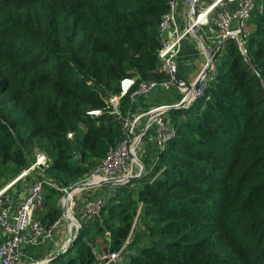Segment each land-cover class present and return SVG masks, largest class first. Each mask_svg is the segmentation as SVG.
I'll return each instance as SVG.
<instances>
[{"label": "trees", "instance_id": "obj_1", "mask_svg": "<svg viewBox=\"0 0 264 264\" xmlns=\"http://www.w3.org/2000/svg\"><path fill=\"white\" fill-rule=\"evenodd\" d=\"M170 2L0 0V190L36 151L49 158L45 177L73 185L124 138L135 100L120 99L121 116L109 98L126 77L166 79ZM244 48L220 44L203 93L169 112L176 134L153 168L106 192L100 215L49 264H96L99 239L100 250L125 247L128 264H264V0ZM61 196L45 186V225L61 216Z\"/></svg>", "mask_w": 264, "mask_h": 264}, {"label": "built area", "instance_id": "obj_2", "mask_svg": "<svg viewBox=\"0 0 264 264\" xmlns=\"http://www.w3.org/2000/svg\"><path fill=\"white\" fill-rule=\"evenodd\" d=\"M258 0H171L170 10L163 15L160 31L162 47L159 58L166 79L162 81L137 82L135 77H126L121 81L120 94H114L109 102L114 106L115 112L121 115L120 99L131 94L133 100L140 94H147L155 88L176 89L181 93L180 100L173 105H155L148 107L141 113L131 109L123 117L124 138L116 145H111L101 159L100 164L85 179L70 185L63 186L55 180L45 177L44 170L49 164V158L44 152H38L32 164L25 169L18 179L28 176L37 169V176L28 187L21 204L15 209L3 208L0 210V264H49L50 260L58 254L65 253L76 236L70 228L67 210L71 209L77 223H87L99 216L104 205L105 193L112 191L115 186L124 185L135 177H140L144 166L140 159L142 140L148 129L156 128L154 142L158 154L175 137L176 131L172 126L169 112L175 108L189 107L197 97L199 91L195 83H190L180 76L177 58L183 42L193 37L199 47L208 54L217 52L220 44L227 38L234 39L243 53L245 38L248 34V23ZM208 38L209 47H206L205 38ZM205 40V42H204ZM207 56V55H206ZM207 64L210 61L207 56ZM206 64V65H207ZM215 67L214 60L210 71ZM206 81V79H205ZM100 114L99 110L90 112ZM122 116V115H121ZM146 117L147 122L139 128L141 118ZM70 138L73 133H69ZM155 159V161H156ZM155 163V162H154ZM50 185L61 192L60 205L62 214L52 224L45 225L37 213L45 202V186ZM109 186L110 189L98 198L79 199L81 195ZM9 187L0 190V197ZM64 222L68 224L69 237L57 238ZM52 244L53 250L49 256L41 260L25 261L23 250L26 246ZM125 247L119 251L93 250L96 264H122V254Z\"/></svg>", "mask_w": 264, "mask_h": 264}, {"label": "crops", "instance_id": "obj_3", "mask_svg": "<svg viewBox=\"0 0 264 264\" xmlns=\"http://www.w3.org/2000/svg\"><path fill=\"white\" fill-rule=\"evenodd\" d=\"M205 40L206 43H204V45L206 47H209L208 38L207 39L205 38ZM206 55L207 54H205L204 51L199 47V43L197 42V40L191 36L188 37L183 42L177 58L180 76L186 78L190 83L197 82L202 71L206 67L208 60ZM181 97H182L181 93L178 92L176 89L155 88L147 94L137 95L135 97V106L133 110L137 114V113H141L142 111L146 110L148 107L151 106L173 105L176 104ZM146 122H147V118L142 117L139 128L144 126ZM155 133H156V128L154 126L150 127L142 140L143 142L140 148L139 156L142 165L144 166L145 172L153 168L157 156L156 154L157 150L154 142ZM32 173H34V178L32 179L33 182V180L37 176H39L38 175L39 171L35 169L31 171L30 174ZM8 189L0 197V210H2L3 208H11L12 210H15L21 204V201L24 197V193H21L20 198H17L16 200H11L8 197V193H6ZM106 190L107 189L103 186L102 188H99L94 192H90L88 195H81L79 199L84 202L85 199L98 198L99 196L103 195L102 192L104 193L106 192ZM17 191H18L17 187H15L12 193L16 194ZM41 211L42 209L39 210L37 216H40ZM65 236L66 234L64 231V227H62L57 238L62 240L65 239ZM53 249H54L53 245L49 243L40 244L38 246H26L23 250V259L25 261L41 260L49 256Z\"/></svg>", "mask_w": 264, "mask_h": 264}, {"label": "rangeland", "instance_id": "obj_4", "mask_svg": "<svg viewBox=\"0 0 264 264\" xmlns=\"http://www.w3.org/2000/svg\"><path fill=\"white\" fill-rule=\"evenodd\" d=\"M38 152H41V151H36V154ZM36 154H35V156H36ZM20 174L17 177L11 179V180L10 179L6 180V184L2 188V189H4L6 187H9V189H8V191L6 193H8V197L11 200H16L17 198H20L21 197V193H24V195H25V193L27 191L26 189H28V186L31 185L32 179L34 178V173H32V174H29L28 176L23 177L22 179H20V178L18 179ZM4 180L5 179L3 178L1 181L3 182ZM12 186L14 188L17 187L18 191L16 192V194L12 193V191H14V188ZM104 187L107 190L110 188L109 186H104ZM102 194H103V192H102ZM73 227H74V225L72 224V221L70 220V228H71V230H72ZM67 228H68V224H67V222H66V224L64 222V231H65V234H67V236L69 237L70 233H69ZM75 232H76V227L73 228V234H75ZM104 245H105V242L103 241V239H99V240H97L96 244L94 245V250L95 249H103L105 247ZM122 259H123L122 264H128L129 257H128V254L126 252H124L122 254Z\"/></svg>", "mask_w": 264, "mask_h": 264}, {"label": "water", "instance_id": "obj_5", "mask_svg": "<svg viewBox=\"0 0 264 264\" xmlns=\"http://www.w3.org/2000/svg\"><path fill=\"white\" fill-rule=\"evenodd\" d=\"M216 54H217V52L212 53L211 50H209L208 57H209V60H210V61L208 62V64H207L206 67L204 68V70L202 71V73H201V75H200L198 81L195 82V88H196V90H198V91L200 92V93H199V96H200V95L203 93V91H204V87H205V79H206V77H207V75H208V73H209V71H210V65H211V63L213 62V60H214ZM178 108H180V107H178ZM178 108H175V109H178ZM81 227H82V225H81L80 223H78V226H77V228H76V236H75L74 240H75L76 237L78 236V233H79ZM74 240H73V241H74ZM73 241H72V243H73ZM71 245H72V244H71ZM58 255H59V254H58ZM58 255H57V256H58ZM55 258H56V256L53 257V258L50 260V262H51L52 260H54Z\"/></svg>", "mask_w": 264, "mask_h": 264}, {"label": "bare ground", "instance_id": "obj_6", "mask_svg": "<svg viewBox=\"0 0 264 264\" xmlns=\"http://www.w3.org/2000/svg\"><path fill=\"white\" fill-rule=\"evenodd\" d=\"M206 54H207V53H206ZM207 56H208V54H207ZM67 216H68V218L72 221V224H73L74 226H78V223H77L76 219L74 218L71 209H68V210H67Z\"/></svg>", "mask_w": 264, "mask_h": 264}]
</instances>
